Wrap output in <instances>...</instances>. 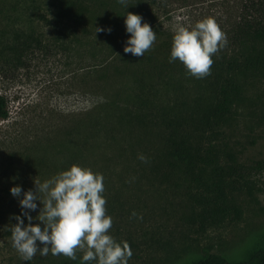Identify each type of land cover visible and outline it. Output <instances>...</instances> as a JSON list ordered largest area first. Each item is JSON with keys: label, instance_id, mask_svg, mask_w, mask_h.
<instances>
[{"label": "rangeland", "instance_id": "obj_1", "mask_svg": "<svg viewBox=\"0 0 264 264\" xmlns=\"http://www.w3.org/2000/svg\"><path fill=\"white\" fill-rule=\"evenodd\" d=\"M51 1L0 0V32L8 36L14 32L32 34L42 43L23 64L0 65V95L7 110V118L0 119V264H59L69 259L38 252L32 260L24 261L12 247L9 229L17 223L13 217L21 216L22 211L32 216L33 225L43 228L36 219L40 201H36L35 211L22 209L19 201L25 192H36L35 179L43 183L73 164L103 175L106 215L113 221L108 234L117 243L130 245L133 255L128 264H187L207 255L234 263L264 245V81L250 88L258 92L246 93L258 99L240 103L215 138L214 143L235 155L238 172L230 178L236 181V189L227 195L239 211L237 218L230 215L215 226L198 229L190 217L193 204L186 193L188 188L194 192L192 187L176 178L154 175L137 158L145 156L146 138L145 148H136L134 160L118 159L104 135L97 138L95 151L69 164L58 154L62 150H55L69 132L74 137L77 131L80 134V125L103 112L105 103L134 100L133 81L141 74L137 62L147 57L171 58L176 25L191 30L198 21L213 17L227 37V45L213 57L247 53L251 45L245 38L264 27L262 1L126 0L123 5L118 0H98L100 25L96 28L104 31L96 32L93 26L89 29L92 40L72 43L65 39L55 42L51 28L39 16L50 18ZM127 13L141 16L142 25L148 23L156 34L143 57L122 51L131 35L126 31ZM261 47L258 43L257 48ZM185 71L184 65L163 66L160 73L177 77ZM143 77L146 122L154 120L153 106L180 105L188 99L184 88L163 89L161 81L147 78L145 72ZM17 186L21 195L13 197L10 189ZM21 219L27 226V217ZM37 245L43 247L39 241ZM82 255L77 252V258Z\"/></svg>", "mask_w": 264, "mask_h": 264}, {"label": "trees", "instance_id": "obj_2", "mask_svg": "<svg viewBox=\"0 0 264 264\" xmlns=\"http://www.w3.org/2000/svg\"><path fill=\"white\" fill-rule=\"evenodd\" d=\"M51 2L48 10L51 19L39 16L51 28L55 42L61 39L70 43L93 39L89 29L100 25L96 8L98 0ZM245 43L251 45L245 54L229 58L212 57L214 63L211 75L203 79L192 77L186 71L177 77L160 73L163 66L181 68L183 64L179 60L170 63V58H141L137 62L141 74L133 81L136 86L134 100L105 103L103 112L94 118L89 117L80 125V134L79 131L76 133L75 127L76 137L69 132L64 142L55 145L56 152L61 149L62 152L58 154L64 157L65 164H69L73 159L95 151L98 147L95 144L97 138L104 135L103 139L113 145L112 149L118 159L134 160L138 155L136 148L141 145L145 148L146 138L145 157L148 162L144 163L145 167L154 175L160 173L166 179L176 178L194 189L192 192L188 188L186 194L193 204L190 217L198 229L218 225L230 215L237 218L238 208L227 195V191L236 189L233 186L236 181L230 178L238 172L235 155L214 141L240 103L258 99V96L246 93L258 92L250 88L264 81V27L253 30L252 35L245 38ZM258 43L262 45L261 48H257ZM41 45V41L32 34L14 32L8 36L0 32V65L3 62L21 65ZM143 71L147 78L161 81L163 89L167 86H176L179 90L184 88L188 99L181 101L180 105L153 106L151 116L154 120L146 122ZM163 77L167 83L162 81ZM5 103L0 95L1 120L7 118ZM59 264H82V258L64 259ZM187 264H264V245L251 250L242 260L234 263L221 256L207 255Z\"/></svg>", "mask_w": 264, "mask_h": 264}, {"label": "clouds", "instance_id": "obj_3", "mask_svg": "<svg viewBox=\"0 0 264 264\" xmlns=\"http://www.w3.org/2000/svg\"><path fill=\"white\" fill-rule=\"evenodd\" d=\"M118 2L126 5V0ZM142 19L136 14H126V31L131 34L124 48L126 54L143 57L156 40L151 26L148 23L142 25ZM102 31L104 29L96 28V32ZM226 45V34L213 17L198 21L191 30L176 25L169 62L179 60L190 76L203 79L211 75L212 57ZM137 158L143 163L148 162L143 154ZM103 180L102 174L75 164L43 183L35 179L36 192H25L19 203L22 209L35 211L36 201H40L42 208L36 219L43 228L39 224L33 225L32 216L28 211H22L21 216L27 217L28 225H24L21 216H15L17 223L9 229L12 247L21 259L30 261L38 252L41 256L51 252L53 256L63 255L76 260L77 252H81L82 264L91 261L128 264L133 255L129 244L126 241L117 243L108 234L113 221L106 215ZM10 191L13 197H19L22 190L17 186ZM132 216L136 217L137 213L133 212ZM37 241L42 248L38 247Z\"/></svg>", "mask_w": 264, "mask_h": 264}]
</instances>
